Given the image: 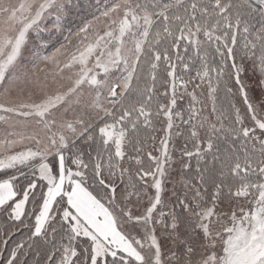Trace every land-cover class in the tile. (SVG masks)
Instances as JSON below:
<instances>
[{
    "label": "snow or ice",
    "instance_id": "1",
    "mask_svg": "<svg viewBox=\"0 0 264 264\" xmlns=\"http://www.w3.org/2000/svg\"><path fill=\"white\" fill-rule=\"evenodd\" d=\"M0 264H264V0H0Z\"/></svg>",
    "mask_w": 264,
    "mask_h": 264
},
{
    "label": "trees",
    "instance_id": "2",
    "mask_svg": "<svg viewBox=\"0 0 264 264\" xmlns=\"http://www.w3.org/2000/svg\"><path fill=\"white\" fill-rule=\"evenodd\" d=\"M182 141H177V150L179 149V147L182 145Z\"/></svg>",
    "mask_w": 264,
    "mask_h": 264
}]
</instances>
